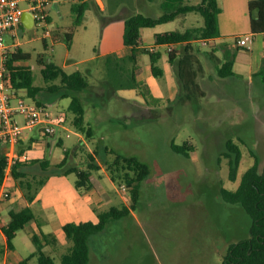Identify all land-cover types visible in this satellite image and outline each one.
<instances>
[{
    "label": "rangeland",
    "instance_id": "obj_1",
    "mask_svg": "<svg viewBox=\"0 0 264 264\" xmlns=\"http://www.w3.org/2000/svg\"><path fill=\"white\" fill-rule=\"evenodd\" d=\"M82 1L50 2L51 34L44 32L43 25H22L9 45L30 53L31 58L23 62L32 66L35 85L47 88L51 84L43 77L42 59L62 65L67 72L80 70L86 75L90 86L78 93L86 110V128L80 130L73 124L74 113L69 109L72 96L62 97L60 92L45 89L40 97L51 110L67 115L68 129L50 136L38 129L27 130L22 147L30 160L48 159L52 164L61 161L68 151L65 167L78 165L85 169H88L89 155L94 154L100 165L99 169L92 170L95 185L89 190H80L81 196L86 193L92 202L86 204L82 197L78 203L73 202L77 193L76 172L65 174L61 168V173L53 175L60 176L55 185L69 201L70 208L78 210L85 203L88 215L83 214L84 217L94 219L113 206L131 208L133 203L134 186H128L122 178L127 165L116 162L117 154L136 157L149 165L150 174L140 183L131 212L110 221L103 231L91 236L88 264H223L230 245L251 235V214L242 204L227 202L221 189H236L242 174L256 159L262 169L264 74L244 73L227 77L222 84H202L205 95L189 100L177 70L169 64L167 48L158 47L161 56L157 65L169 69L174 74V82L165 74L155 76L165 90L164 96L150 89L145 81L135 87L140 95L131 94L126 87L135 86L132 75L136 73V66L149 63L150 53L140 51L136 61L129 57L130 53L104 55L114 26L119 21L123 24L132 13L160 16L182 3L196 4L201 0H102L103 4L87 0L84 20L77 26L72 48L68 46L65 32L74 25L72 8ZM20 5L26 8L28 3L21 1ZM203 23L200 13L189 12L163 23L160 29L185 30ZM246 25L245 18L238 26L224 24L222 29L224 33H232L227 40L235 42L234 35L243 33ZM143 30L144 41H153L155 28ZM195 46L202 51L199 54L204 62L213 43L204 44L197 39ZM172 85L176 88L172 89ZM24 92L27 101H37ZM89 128L92 136L87 135ZM229 139L240 145L242 153L235 180L230 178V158L226 155ZM189 141L195 147L189 155L173 149V143ZM47 173L38 168L36 180L45 178ZM16 183L13 178L8 182L10 197L18 191L22 194ZM59 222L56 220L52 227L56 229L54 225ZM31 226L28 224L18 232L14 254L26 256L36 248L28 233ZM59 242L45 247L55 264H61L63 254L71 245L62 233ZM4 249L6 242L0 232V258Z\"/></svg>",
    "mask_w": 264,
    "mask_h": 264
},
{
    "label": "trees",
    "instance_id": "obj_2",
    "mask_svg": "<svg viewBox=\"0 0 264 264\" xmlns=\"http://www.w3.org/2000/svg\"><path fill=\"white\" fill-rule=\"evenodd\" d=\"M88 7V1L75 4L72 8L75 12L74 25L65 32V39L68 43L72 41L74 28L84 20V15ZM222 8L219 0H201L196 4L182 3L172 11L165 12L160 16H152L142 12L132 13L125 19L124 44L130 47L129 57L136 61L140 51L150 53L151 70L155 76L163 75L164 69L157 65V60L161 56L160 51H150L140 48L141 29L143 27H154L158 24L174 20L180 15L189 12H198L204 17L203 25L193 26L185 30H165L155 34V42L158 45L183 44L181 53L177 56L178 50L169 51V61L173 63L176 59L178 64V76L186 99L193 100L199 95H205V91L197 82L196 63L197 56L194 54L193 41L200 38H216L220 36L219 14ZM250 29L253 33L264 32V0H249ZM51 19V16L50 18ZM44 44H47L44 38ZM31 58L30 53L23 51L19 47L9 53L7 58L6 79L9 86L26 90V94L37 99L40 104H46L40 97L43 90L60 92L62 97L72 96L69 109L74 113L73 124L80 130L85 126V106L79 92L85 91L89 86L86 75L80 71L67 72L62 65L53 61L45 62L42 67V74L47 83H51L44 88L35 85V75L32 66L24 64L23 61ZM235 58H229L219 67V75L230 76L234 74L233 65ZM264 74V60L258 74ZM135 86L141 85L136 74L132 75ZM55 80L57 82H55ZM185 100V98H182ZM87 135L92 136V128L87 130ZM34 138L32 137L31 140ZM61 142L63 141L60 139ZM226 155L230 158V178H237V170L241 158V147L233 139L226 142ZM173 149L177 152L189 155L195 150L193 143L184 144L173 143ZM26 149L23 148V151ZM69 152L66 151L63 159L56 164H52L48 159L19 160L12 169V178L17 182L18 188L22 191L25 200L31 203L38 195L40 189L46 183L50 174L61 173V168L65 174L76 172L78 178L75 186L80 190H89L94 187L92 180V170L99 169L94 154L89 155L88 169L80 168L78 165L65 167ZM117 163H125V171L122 178L128 186H134L132 193L135 207L138 199V188L140 183L150 174V167L147 163L136 157H127L117 154ZM6 158L0 146V186L5 175ZM55 169H54V168ZM48 171L45 178L36 180L35 170ZM133 171V172H131ZM223 198L229 203H240L252 216L251 235L245 239L234 242L230 245L223 264H264V163L262 169L259 167V160L249 166L242 174L240 183L236 189L222 187ZM129 206L122 208L113 206L109 210L99 213V220L68 221L62 226L67 239L71 242L69 249L63 254L61 264H88L90 260V238L92 235L103 231L112 220L121 218L131 212ZM36 220V214L30 204L25 205L18 211L10 212V219L2 225L3 232L7 238L9 249L15 248L14 239L17 232L23 229L27 223ZM51 234L44 232L40 227V234H33V241L36 249L29 255L23 257L19 264H55L52 255L44 250L45 243L49 241Z\"/></svg>",
    "mask_w": 264,
    "mask_h": 264
},
{
    "label": "crops",
    "instance_id": "obj_3",
    "mask_svg": "<svg viewBox=\"0 0 264 264\" xmlns=\"http://www.w3.org/2000/svg\"><path fill=\"white\" fill-rule=\"evenodd\" d=\"M53 1L54 0L51 1V4L53 3ZM98 2L102 3V0H98ZM219 3L222 8L219 14L221 34L220 36L216 37L215 40L212 42L213 47L211 51L206 54V60H204V62L202 61L201 55L199 54L202 51H200V49L195 46L196 40L192 42L194 46V54L198 58V62L196 63V79L200 86H202V84H204L205 86H209V84L211 83L222 84L225 82L227 77H235L236 75H242L244 73H249L254 76L258 74L264 60V32L253 33L250 29L249 0H219ZM245 18L247 25L243 28V33H236L234 36L237 38V36L242 37V35L251 34L253 36V41L247 46H239L236 41L230 42L227 40L229 36H232V33H224L222 26H224V24H235L236 26H238L241 20H244ZM122 22L123 21H119V23L114 26L113 36L110 40L106 42L107 47H105L103 51L104 55L118 53L119 56H127L131 52L130 47L124 44L123 35L125 29V21L123 24ZM162 24L163 23L154 26L155 31L153 33V41H144V39L141 37L142 41L139 46L141 49L146 48L150 51H159L158 47H163L166 50V45H158L155 42V34L160 31H165V29H160V27H162ZM156 27H159V29H157ZM144 28L147 27H143L141 29V34L144 31ZM76 31H78L77 26L74 28V35L72 41L70 43L67 42L69 47L72 45L73 48L74 46ZM10 41L11 38L8 37V42L10 43ZM181 47H183V44L175 45V50H178L177 56H179V54L181 53ZM229 58H235L233 65L234 74L226 77L219 75V67L224 63L225 60ZM176 60L173 63L169 61V64L170 66H173L178 72V64ZM163 69V75H168L169 81H171V83L174 82V74L170 72L169 69ZM135 74L138 81H145V83H147V86H149L150 89L154 90L157 94H161L164 96L165 93H163V91L165 90L162 84H160V82L155 79V75L152 73L151 61L149 63L136 66ZM174 86L175 85H172L171 88L175 89L176 87ZM126 88H128L129 93H136L137 95H140L139 92L137 93V89L135 87ZM60 139L63 140V138L61 137ZM54 174L55 173L49 175L46 183L40 189L37 197L31 203L27 202L19 191L16 196L9 197L8 199H5L0 202V232L6 242V249H4V255L0 258V264H19V261L23 257H25L14 254L16 250V244L14 249L8 248L7 238L2 229V225L6 224L9 221L10 212L13 210L18 211L27 204L31 205L36 214V220L27 223V225H32L31 228L28 230L32 241L33 234H40V227L44 232L51 234L49 237V241L45 243L44 250L46 245L54 244L60 241L61 233L62 235L64 234V232L62 231V226L66 222L81 220H92L94 222H97L99 220V216L96 219H94L93 217H84V215H88V211L87 209H85V203H90L93 201V199H91L89 195H86V193L81 196V192L78 189H76L77 193L74 195L73 202L75 204L78 203L81 200V197L82 199H85L86 202L83 204V207L81 206L78 210H72L70 208L69 201L61 194L60 189L55 185V181H58L60 179V176L53 177ZM19 204H21L22 207H18ZM56 220H60V222L57 225H54V227L56 228L54 229L52 226ZM27 225L24 228H26ZM49 226L50 229H48ZM34 250H32L29 254H31Z\"/></svg>",
    "mask_w": 264,
    "mask_h": 264
},
{
    "label": "built area",
    "instance_id": "obj_4",
    "mask_svg": "<svg viewBox=\"0 0 264 264\" xmlns=\"http://www.w3.org/2000/svg\"><path fill=\"white\" fill-rule=\"evenodd\" d=\"M21 1L28 6L23 8ZM52 0H0V146L2 147L6 167L3 182L0 186V202L10 197L8 182L12 178L13 166L19 160L29 159L27 151H23L22 143L26 131L38 129L46 136L55 135L61 129H68L67 115L64 112H54L47 104L27 101L24 89L12 88L7 83V58L12 49L8 37L14 38L17 28L23 25L24 11L33 13L34 25H43L44 32L51 34L48 27L51 22L48 6ZM204 44L212 43L215 38H200ZM253 41L251 34L245 38L237 36L239 46H247ZM176 44H166L167 50H175ZM154 50V49H152ZM18 117H22L20 120ZM32 139V137H31Z\"/></svg>",
    "mask_w": 264,
    "mask_h": 264
},
{
    "label": "water",
    "instance_id": "obj_5",
    "mask_svg": "<svg viewBox=\"0 0 264 264\" xmlns=\"http://www.w3.org/2000/svg\"><path fill=\"white\" fill-rule=\"evenodd\" d=\"M23 25L26 27H32L34 25L35 19L31 11H24L22 16Z\"/></svg>",
    "mask_w": 264,
    "mask_h": 264
}]
</instances>
